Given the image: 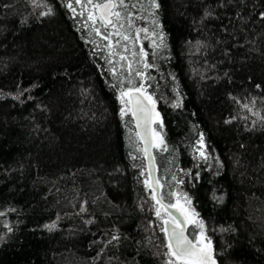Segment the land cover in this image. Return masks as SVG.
Returning <instances> with one entry per match:
<instances>
[{"label": "trees", "instance_id": "1", "mask_svg": "<svg viewBox=\"0 0 264 264\" xmlns=\"http://www.w3.org/2000/svg\"><path fill=\"white\" fill-rule=\"evenodd\" d=\"M107 1L0 0V264H167L129 79L164 203L186 195L215 264H264V0H124L105 27Z\"/></svg>", "mask_w": 264, "mask_h": 264}, {"label": "snow or ice", "instance_id": "2", "mask_svg": "<svg viewBox=\"0 0 264 264\" xmlns=\"http://www.w3.org/2000/svg\"><path fill=\"white\" fill-rule=\"evenodd\" d=\"M77 4L81 3V0H76ZM89 4H92V0H88ZM124 6V0H108L107 3L103 4H93V7L97 10H102V15L100 17V22L107 27L108 25L112 24V20L110 19L108 13H111V15L116 16L117 18L120 17V12L118 11H112L113 9L117 7H123ZM152 6L154 8H158L159 5L156 3V0H152ZM69 8H72V5H68ZM90 19H95L92 15L89 17ZM115 27V25H113ZM122 28L123 25H120ZM129 27H131V24H129ZM97 34L99 35V29H94ZM141 31H147L146 29H138L137 34ZM112 33H108V36H111ZM116 35H121L119 31L116 32ZM108 36H103L102 39H107ZM122 39L128 40V35H123ZM127 51V49H125ZM141 56L146 55L143 50H141ZM136 53H133V56H135ZM121 60H125V56L120 57ZM148 63L144 64L145 68L150 67ZM128 69H129V76L131 77L133 67L131 63H128ZM137 76H143L144 73H141L139 71L136 72ZM129 85H132V87H129L123 91L120 92V99L123 102L125 97H128V104H131L133 102V97L136 96V103L140 107L138 109L132 110V115L135 117L137 114V110L142 111L145 113V115H148V109L147 105L144 104V101H148L149 103H152V97L151 95H146V89L144 88L143 84H140L139 86H136L134 84V81L132 79L128 80ZM138 94V95H136ZM140 97H143V99H140ZM178 107L179 105H174ZM121 114L126 115L127 109H122ZM155 116L158 118L159 113H155ZM156 122V121H153ZM154 137L156 136L155 133H153ZM160 144H163V141L161 139H156L153 141L152 146L158 147ZM203 137H201V148H203ZM166 150V148H165ZM145 156L149 159V168L152 166V160L154 158L150 157L148 154V148L147 146L144 149ZM201 156H205L204 152L200 153ZM133 159H136L135 156L132 157ZM207 157L205 156V159ZM149 173V177H150ZM182 183V181H181ZM145 186L151 189L152 192V198L155 200L156 204L159 205V207L156 208V216L162 220V223L164 225L162 231L164 232L166 238H167V245L168 252L166 255L169 257L167 264H209V261H212V264H215V261L212 260L211 255V241L208 240L204 236L203 228L204 224L202 221H199L196 219L197 213L190 208H187L186 205L190 204L191 201L187 199V197H184V205L180 204V199L177 198V202L175 204H166L164 203V199L162 196L158 195L156 193V187H162V185L159 184V181L155 182V185L149 183V180H145ZM172 195H175V193H172ZM164 212V215H162V210ZM169 209H177L182 216H184V220L181 221L177 217L173 216L170 212H168ZM83 210V209H82ZM167 216L168 218H165ZM173 224L174 226L169 229L168 225ZM185 224H195L201 229V232L198 235V238L196 239H189L188 236H186L185 233ZM46 227H53L51 225ZM177 228H179V231H177Z\"/></svg>", "mask_w": 264, "mask_h": 264}, {"label": "water", "instance_id": "3", "mask_svg": "<svg viewBox=\"0 0 264 264\" xmlns=\"http://www.w3.org/2000/svg\"><path fill=\"white\" fill-rule=\"evenodd\" d=\"M107 2H105V3H107ZM112 11H114V9ZM97 13H98V16L100 18L102 15V10H97ZM108 15L113 22L114 15H111V13H108ZM110 25H108V26H110ZM136 95H138V94H136ZM140 99H143V97H140ZM144 104L147 105L148 115L146 116L144 112L137 110V114L134 117L132 115V110L138 109L140 107L136 103V96H134L133 102L131 104H129V113H130L131 118L133 120L135 132H136V134H137V136H138V138L142 144L143 151H144L145 147L147 146L148 154L150 157L153 158V155H152V148H153V146H152V144H153L152 126H153V111H154V109L148 101H144ZM145 158H146L148 177H149V173L151 174L149 177V183L155 185L157 178H156V169H155L154 159L152 160L151 168H149V159L146 156H145ZM156 193L158 195H160V187H156ZM168 212H170L173 216L177 217L179 220H181V221L184 220L183 216L181 215V213L177 209H169ZM173 226L174 225L171 223L168 225L169 229H171ZM163 227H164V225H163ZM177 231H179V228H177ZM184 234L187 236V225L186 224H185V233ZM165 238H166V236H165ZM166 241H167V238H166Z\"/></svg>", "mask_w": 264, "mask_h": 264}, {"label": "rangeland", "instance_id": "4", "mask_svg": "<svg viewBox=\"0 0 264 264\" xmlns=\"http://www.w3.org/2000/svg\"><path fill=\"white\" fill-rule=\"evenodd\" d=\"M127 101H128V98L127 97H125L124 98V101L122 102L121 101V99H120V103H121V106H122V108L123 109H127V111L129 112V104L127 103ZM151 105H152V107H153V109H154V111H153V121H156V122H158L159 121V119L155 116V113H157V111L155 110V107H154V103H150ZM156 122H153V125L156 123ZM153 133H154V128H153V126H152V137H153V141L154 140H156L157 138L158 139H160V136H155L154 137V135H153ZM204 148V147H203ZM203 148H201V142L198 144V152L199 153H201V152H203ZM184 197H186V195H184V194H179V195H177L176 196V201L174 202V204L177 202V198H179L180 199V204L181 205H184ZM188 199V198H187ZM189 200V199H188ZM186 207L187 208H190V209H193L192 208V206H191V203L190 204H188V205H186ZM83 209V208H82ZM82 212L84 213V214H87L88 213V211H86V210H82ZM166 218H168L167 216H166ZM183 218H184V216H183ZM185 219V218H184ZM196 219L198 220V218L196 217ZM187 225V227L189 228V229H191V231H192V234H193V239H196V238H198V235H199V233L201 232V229L198 227V226H196L195 224H186ZM52 228H55L56 226H57V224L56 223H54V224H52ZM203 232H204V228H203ZM204 236L208 239V237L206 236V234H205V232H204ZM209 240V239H208ZM211 250H212V243H211Z\"/></svg>", "mask_w": 264, "mask_h": 264}, {"label": "flooded vegetation", "instance_id": "5", "mask_svg": "<svg viewBox=\"0 0 264 264\" xmlns=\"http://www.w3.org/2000/svg\"><path fill=\"white\" fill-rule=\"evenodd\" d=\"M211 255H212V250H211ZM212 260H213V255H212ZM209 264H212V261L211 260L209 261Z\"/></svg>", "mask_w": 264, "mask_h": 264}, {"label": "bare ground", "instance_id": "6", "mask_svg": "<svg viewBox=\"0 0 264 264\" xmlns=\"http://www.w3.org/2000/svg\"><path fill=\"white\" fill-rule=\"evenodd\" d=\"M97 12V11H96ZM100 19V18H99ZM138 137V136H137ZM142 146V145H141Z\"/></svg>", "mask_w": 264, "mask_h": 264}]
</instances>
